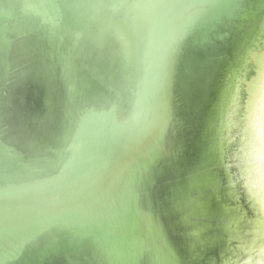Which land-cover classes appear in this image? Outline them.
I'll return each mask as SVG.
<instances>
[{"label":"water","instance_id":"obj_1","mask_svg":"<svg viewBox=\"0 0 264 264\" xmlns=\"http://www.w3.org/2000/svg\"><path fill=\"white\" fill-rule=\"evenodd\" d=\"M0 264H264V0H0Z\"/></svg>","mask_w":264,"mask_h":264}]
</instances>
